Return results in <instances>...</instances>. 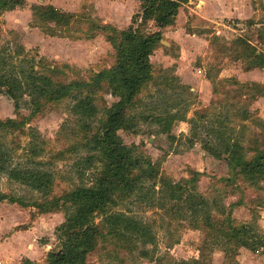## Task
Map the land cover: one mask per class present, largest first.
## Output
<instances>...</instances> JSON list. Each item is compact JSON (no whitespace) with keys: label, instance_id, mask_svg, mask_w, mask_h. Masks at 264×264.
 Here are the masks:
<instances>
[{"label":"rangeland","instance_id":"1","mask_svg":"<svg viewBox=\"0 0 264 264\" xmlns=\"http://www.w3.org/2000/svg\"><path fill=\"white\" fill-rule=\"evenodd\" d=\"M24 1L26 2L24 8L6 11L0 15V49L6 46L11 49L22 46L30 56L41 60L39 72L42 75L49 77L50 71H60L56 76L57 80L55 79L59 82H90L93 74L113 65L115 53L110 43L101 33L89 31L91 23L109 25L104 22L108 16L109 0ZM193 1L197 3L198 0ZM34 4L50 5L60 12L75 15V18L66 26L47 23V28H51L55 34L44 33L37 26L40 21L32 16L30 7ZM258 4L259 0H256L254 5L258 7ZM138 12L137 2L134 14ZM204 23L198 19L194 21L193 31L200 32L199 35L206 33L207 46L200 55H197L193 67L201 69L202 75L198 76L206 79V75L209 74L212 81L217 84V95L211 94L209 103L212 100L223 101L226 92L233 90L229 95L232 97L236 95V87L223 85L221 82L249 83L243 79L245 67L242 62L235 60L224 48L238 37L249 38L255 42L257 30L261 27L257 28L248 22L240 23L232 19L218 21L219 25ZM115 28L123 30L127 27ZM148 30L156 29L152 24H148ZM216 30L222 32L215 34ZM90 35L95 37L89 40ZM162 40L169 43V39L163 35ZM164 45L160 44L150 57V62L156 69L154 76L157 85L150 84L143 92L141 100L157 107L158 111L148 110L150 114H159L164 108L172 113L186 109L188 120L193 117L195 110L206 105L200 103L198 91L182 90L177 79H174L173 84L160 81L161 76L167 79H173L175 76V64L172 65L171 60L163 61L161 56L166 53L172 57L178 51L173 44ZM183 61L186 63V57ZM207 81L212 90V84ZM89 91L98 109L90 124L93 130L103 119L104 110L116 99L107 94L104 87ZM227 101V105L230 106V103H236L238 99L230 98ZM74 103L73 95L57 102L41 100L40 111L36 113L31 98L24 96L20 100L19 110L15 111L13 102L0 94V120H13L20 125L12 134L10 131L0 129V143L13 155L12 166L44 171L51 175L52 180V190L46 197L0 174V193L19 198L26 204V207H20L7 201L0 203V264H22L30 253L34 256L32 261L34 264H45L43 261L47 250L50 249L45 250L43 244L49 243L53 250L57 249L54 231L65 220L64 207L61 206L63 201L59 198L65 192L82 185L90 186L95 171L99 169L98 163L90 165L85 161L90 152L85 145L86 134L79 118L71 110ZM176 103L178 105L172 108ZM185 104H188V107ZM227 110L231 111V108L225 106L223 111ZM249 110L256 109L250 106ZM256 112L252 113L253 120L242 123L244 129L240 126L235 129L238 131L237 137L241 134L244 147L249 146L251 138L256 137L259 141L264 139L263 120L259 119L260 124L257 122L253 128L254 120L259 117L258 111ZM187 120L172 125L171 134L175 138L173 140L168 135L159 134L158 126L155 124L142 121L136 122L138 128L136 134L123 131H119L118 134L124 145L141 147L146 157L160 165L159 179L163 178L180 185L184 190L183 196H200L207 202L212 216L221 220L229 219L236 226L250 228L251 236L257 234L264 243V191L239 178L231 181L233 177L231 165L209 156L201 145L189 136ZM232 121L234 126L238 122L241 123L239 118ZM204 135L203 133L202 138ZM31 148L34 150L33 156L27 157ZM194 172L199 173L196 180L192 179ZM159 184L160 181L157 180V186ZM259 186H263V183ZM155 190L158 191V187ZM57 199L61 208L55 209L50 204L43 210L37 208L38 204L45 201L50 203ZM170 202L171 206L173 204L174 214L170 211ZM170 202L160 207L163 206V202L158 195L153 198L154 207H150L148 202L138 203L134 198L119 202L116 207L111 208L112 212H122L141 221L149 228L153 240L148 243L119 241L123 244L121 245L115 239H109L98 245L97 253L88 258V263L176 264L183 260L198 261L203 251L205 257L203 264H264V246L259 248L258 252L239 248L234 252V258L230 259L231 244H228L226 252L222 246L224 240L222 236L217 235L218 241L215 244L216 239L212 237L214 234L206 237L207 233L204 230L191 227L192 217L184 215L185 219H182L177 210L178 206L174 205L173 201ZM101 219V216L96 217L94 222ZM46 238L51 239L48 241Z\"/></svg>","mask_w":264,"mask_h":264},{"label":"trees","instance_id":"2","mask_svg":"<svg viewBox=\"0 0 264 264\" xmlns=\"http://www.w3.org/2000/svg\"><path fill=\"white\" fill-rule=\"evenodd\" d=\"M139 3V12L132 17L131 25L126 29L117 30L111 25H96L91 23L89 31L101 33L114 50V63L109 68L93 74L90 82L73 83L56 81L58 70H52L49 77L39 72L41 60L30 56L22 46L11 49H0V94L13 102L15 111L20 108V100L24 96L30 97L35 106L34 112L41 108L40 101L57 102L69 96L74 97L75 103L72 113L78 116L85 132V145L89 148V156L85 161L92 165L98 163L99 169L95 171L90 186L82 185L75 190L62 194L60 200L64 207L65 220L57 228L54 236L57 249H51L46 254L45 264H89L88 258L97 253L98 245L110 240L129 243L142 241L148 243L153 240L149 228L132 216L120 212H112L119 202L134 198L138 203H147L154 207L153 198L161 196L162 205L173 201L178 206L182 219L184 215L192 217L191 227L201 228L212 236L217 243V235L222 236L223 247L227 252L228 244L232 245L230 259L239 248L250 252H258L264 243L260 236H251L250 228L236 226L233 221L217 219L209 213L207 202L200 196H183V188L159 179V164H155L145 156L139 146L128 147L123 144L118 132L136 134L138 121L149 122L158 126L157 132L171 134L175 122H186V109L176 113L169 112L167 108L159 114L155 112V105H148L141 100L143 92L150 84L157 85L154 73L156 69L150 62L154 51L160 47L162 30L174 24L178 10L189 0H135ZM26 5L24 0H0V15L6 11L22 9ZM32 16L40 21L37 26L45 33L54 35L47 23L66 26L75 18V15L60 12L50 5H31ZM148 24L155 27V31L148 30ZM249 25L253 22L249 21ZM95 36L90 35L89 40ZM217 39V38H214ZM167 51L168 49L165 48ZM225 51H229L233 58L241 61L245 70H264V26L257 30L255 42L249 38L238 37L230 42ZM56 79V80H55ZM172 79L161 76L160 81L173 84ZM206 79L212 84V94L217 95V84L211 76ZM179 81V80H178ZM221 82V81H220ZM223 85L236 87L235 96L232 91L225 93L223 101H211L208 105L197 109L193 117L188 119L189 136L198 142L202 149L215 160H223L231 165L233 177L231 181L242 179L258 190L264 191V139L259 141L256 137L249 140L244 147L240 137H237L236 127L250 119L253 112L249 107L260 97L264 98V86L258 83L242 84L237 81L221 82ZM220 83V84H221ZM179 85L180 82H179ZM104 87L107 94L116 101L104 110V117L99 126L91 129V121L95 118L98 109L89 90ZM182 90L190 87L181 85ZM75 92V94H74ZM192 96L193 94L190 93ZM243 97V100H241ZM238 99L230 103L228 99ZM178 104H174L175 108ZM188 107V104H185ZM231 111H223L224 107ZM158 111V110H157ZM257 115V112H256ZM239 118L241 123L233 125V119ZM260 118L254 120L255 124ZM13 120H0V129L12 132L19 128ZM264 126V124H263ZM205 134L202 138V134ZM34 150L30 149L27 157H32ZM13 155L11 151L0 143V174L10 181L24 185L43 196H49L52 190L51 175L34 169L12 166ZM199 173H192L196 180ZM157 180L160 184L157 186ZM229 182V180H226ZM263 183V186H259ZM158 187V191L155 188ZM7 201L26 207L19 198L0 193V203ZM60 201L57 199L48 203L38 204V209H46L49 204L58 209ZM216 206V203L214 202ZM171 206V202L169 204ZM61 208V207H60ZM174 214L173 204L170 209ZM222 213V212H221ZM102 219L94 222L96 217ZM123 245L122 243H119ZM204 252L198 261H180L176 264H203ZM22 264H32L25 259Z\"/></svg>","mask_w":264,"mask_h":264},{"label":"crops","instance_id":"3","mask_svg":"<svg viewBox=\"0 0 264 264\" xmlns=\"http://www.w3.org/2000/svg\"><path fill=\"white\" fill-rule=\"evenodd\" d=\"M255 1L256 0H198L196 3L193 0H189L187 4L183 5V7L178 10L174 24L162 30V35L166 39H169V46L173 44L178 50L176 51V55L172 57L164 53V55L161 56L162 60H171L172 65L175 64L174 75L178 78L181 85L193 87V89L190 88V90L198 91V98L201 104H209L212 97V90H210L211 87L208 81L204 79V77L201 78V76H198L202 75L201 69L193 67V61L207 46V41H205L206 33L203 32L202 35H199L200 32L195 33L193 31V27L195 26L194 21L198 19L200 22H205L204 24L206 25H213L214 23L219 25L218 21H229L231 19L240 23L251 21L254 27L259 28L264 26V0H259L260 4H258V7L254 5ZM115 5H118V7ZM136 7L137 1L135 0H109L107 4L108 16L107 20H104V22L119 29L126 28L131 25ZM188 24H191V26H188ZM212 29L216 28L212 27ZM221 32L222 30H216L215 34ZM185 57L187 59L186 63L183 61ZM242 76L246 82L258 83L264 86V70H245ZM239 79L240 77H238V80ZM252 106L258 111L259 118L264 122V98H258ZM50 239L51 238H46L48 241ZM45 244H43L45 250L48 248L50 250L52 249L49 243ZM50 250H47V252ZM26 259L32 262L34 259L33 254H28Z\"/></svg>","mask_w":264,"mask_h":264},{"label":"water","instance_id":"4","mask_svg":"<svg viewBox=\"0 0 264 264\" xmlns=\"http://www.w3.org/2000/svg\"><path fill=\"white\" fill-rule=\"evenodd\" d=\"M160 44H165V45H167V46H168V43H167V42H165V41H163V40H161V41H160ZM165 45H164V46H165Z\"/></svg>","mask_w":264,"mask_h":264}]
</instances>
